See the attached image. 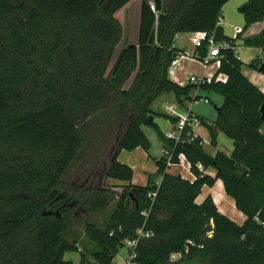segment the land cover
Masks as SVG:
<instances>
[{
    "label": "trees",
    "instance_id": "1",
    "mask_svg": "<svg viewBox=\"0 0 264 264\" xmlns=\"http://www.w3.org/2000/svg\"><path fill=\"white\" fill-rule=\"evenodd\" d=\"M129 1L0 0V264H73L65 253L79 250L80 264H118L116 254L139 229L151 236L138 239L132 259L138 264H264V92L243 73L231 47L221 50L218 73L225 82L180 85L168 75L177 33L214 31L215 39L234 43L217 24L229 0H170L159 41L157 13L142 0L138 43L124 46L111 66L123 36L115 13ZM239 11L243 30L264 22V0H247ZM242 44L261 49L248 66L264 74V26ZM197 88L223 97L214 120L199 117L212 147L220 133L237 142L230 154L207 152L200 136L174 142L156 123L155 115L177 120L152 110L159 95L173 92L184 105ZM106 109L123 127L106 172L124 183L117 197L62 180L85 143L79 125ZM143 126L157 131L172 163L185 155L193 180L170 172L162 155L159 183L151 176L146 185L132 182L133 168L118 156L122 149H150ZM218 179L245 215L243 223L222 213L211 195L197 202L203 186ZM111 202L104 226L85 222L94 246L81 249L73 234L77 208L97 212ZM174 253L181 256L172 260Z\"/></svg>",
    "mask_w": 264,
    "mask_h": 264
},
{
    "label": "rangeland",
    "instance_id": "2",
    "mask_svg": "<svg viewBox=\"0 0 264 264\" xmlns=\"http://www.w3.org/2000/svg\"><path fill=\"white\" fill-rule=\"evenodd\" d=\"M142 0H133L132 5H138ZM247 0H229L222 9V17L225 19L222 26L225 29L227 35L232 36L234 33V26L245 27V19L243 14L239 11V8ZM170 0H163V11L167 8ZM251 29L245 30L246 33L256 32L262 28V23L252 24ZM125 36L120 39L115 47L113 59H117L120 51L125 44ZM178 40L174 39V47H186L191 48L190 33L177 34ZM138 43V42H137ZM111 61V63H112ZM115 61V60H114ZM188 62L183 60L182 70L179 77L183 82H187L186 73L195 74L201 76L203 73L202 66L197 63H191V66H187ZM187 66V67H186ZM189 69V70H188ZM202 95H208L212 100L210 103L200 101L192 105V110L196 114L206 116L209 120H213L216 115V106L222 104V96L217 93H206L201 91ZM174 93L164 92L157 97L153 103L155 110L166 112L165 107L170 104H174ZM113 107V106H112ZM155 121L159 125L160 130L164 133L171 125L169 121L163 115H155ZM117 121L116 114L112 109H106L91 115L87 121L79 125V129L84 135L85 143L81 148L77 158L69 166L68 170L64 174L62 180L65 185H83L88 187H101L105 190L116 192L115 196L122 191L123 182L108 178L106 176L107 169L109 167L110 159L113 155L114 148L117 144V139L122 131V125ZM143 130L147 135L151 147L146 151L143 147H137L134 150L122 149L119 153L118 159L121 162L129 164L133 168L132 181L137 185H146L149 177L151 176L156 182L160 181L161 177L156 172V160L162 156V141L159 138L157 131L149 126H143ZM203 133L205 131L201 130ZM218 148L223 151H230L231 146H234V142L223 133L218 136ZM205 149L208 152H212L214 147L209 143L205 144ZM114 208V202H111L104 210L97 212H90L84 208H77V215L80 217L75 221L74 232L79 237V243L81 249H91L94 244L88 240L84 233V227L86 221L96 222L100 226H104L110 212ZM231 218V217H230ZM73 236L70 237L72 239ZM131 247L125 243L120 248L115 256V262L118 264H138L134 262L130 257ZM81 252L69 251L65 253V259L72 260L73 264H80Z\"/></svg>",
    "mask_w": 264,
    "mask_h": 264
},
{
    "label": "crops",
    "instance_id": "3",
    "mask_svg": "<svg viewBox=\"0 0 264 264\" xmlns=\"http://www.w3.org/2000/svg\"><path fill=\"white\" fill-rule=\"evenodd\" d=\"M132 1L133 0H130L126 5H124L121 9H119L115 13L116 18L120 21V23L122 25V28H123V36L122 37H124V36L126 37L125 38V44H124V46L137 44L138 38H139L140 10H141V2L142 1H140V3L138 5H132ZM149 2L151 3L152 1L149 0ZM257 23H262V28H263L264 22H257ZM257 23H255V24H257ZM250 27L248 29H251ZM223 29H224V27H223ZM261 29H258L254 33H252V32L246 33L245 30H242L241 39L239 40V43H240V46H241L240 59L244 63L243 66H242L243 73L254 84H256L264 92V74H262L261 72H259V71H257V70H255V69H253V68H251V67L248 66L249 62L252 59H254L257 56H260L262 54V51H261L260 48L252 47V46H245V45L242 44V39L243 38L253 37L256 34H258ZM224 32H225V29H224ZM177 34H179V33H177ZM177 34H176L175 37L178 40ZM173 46H174V44H173ZM177 49H183V50L189 51L191 53L192 52H195V48L192 45V43H191V48L178 47ZM114 60H116V59H113V61L111 63V66L115 62ZM184 60H186L188 62L187 66H191V63L192 62L194 63V61H191L189 59H184ZM195 63H197V62H195ZM182 66L180 68L181 70L183 69ZM215 70H216V68L210 69L209 74H213L215 72ZM182 71H183L182 73L185 72V70H182ZM180 73L181 72H178V74L177 75L175 74L173 77H171V79L173 81L179 83L180 85H185L187 82L185 83V82H183V81L180 80V77H179ZM203 73H204V71H203ZM134 74L135 73H133V75L126 82L125 88H127L131 84V82L133 80V77H134ZM187 75H189V74L186 73V76ZM201 91H204L206 93H215V92L205 91V90H203L201 88H197V89H195L191 93V95L192 96L199 95V96H207V97H209L208 95H202ZM174 96H175V94H174ZM174 101H175L174 104H170V105H167L165 107V111L166 112H161V111L155 110L153 108V106H152L153 103H154V101L151 104V108H152L153 111H155L157 113H163V114H166V115H169L168 114V111H167V107L168 106H173V108H177L180 111H184L185 109H189L192 112H194L192 110V105H194L195 103H192L191 101H186L184 105H181V104L178 103L176 96L174 98ZM211 102H212V100H211ZM222 102H223V99H222ZM197 103H199V102H197ZM197 115L207 118L206 116H203V115H200V114H197ZM216 116H217V112H216V115L213 118V120L216 118ZM167 120L169 121L170 125L172 126L171 121L169 119H167ZM202 129L205 131V133H203L201 131ZM261 131L264 133V124H263V126L261 128ZM196 132L198 133V135L200 137L203 138V140H204V147H205V144H208L209 143V134H208L207 129L204 126H200V127H197L196 128ZM218 146L216 148H214V150L212 152H209V153L214 154L215 151L217 149H219ZM163 147L164 146H163V143H162V150H163ZM233 149H234V146L232 145L230 151H224V152L227 153V154H230ZM219 150H221V149H219ZM156 170H157V166H156ZM169 171L170 172H173V173H180L182 176H184L185 178L190 179V180H193L194 179V175L191 173L190 168H189V165L187 164V162H183L181 164L171 165L169 167ZM207 172L210 173V174H212V175L215 174V170L213 168H209L207 170ZM159 182L160 181H157V183H159ZM208 195H211L213 197L216 205L218 206L219 210L222 213H224L228 217H231L232 220H234L235 222H237L239 224H241V223L244 222L245 215L239 209H237V207L235 206V202H234L233 198L226 194L225 189H224V186H223V182H222L221 179H218L212 187L207 186V185L203 186L200 195L197 197V202L198 203H201Z\"/></svg>",
    "mask_w": 264,
    "mask_h": 264
},
{
    "label": "built area",
    "instance_id": "4",
    "mask_svg": "<svg viewBox=\"0 0 264 264\" xmlns=\"http://www.w3.org/2000/svg\"><path fill=\"white\" fill-rule=\"evenodd\" d=\"M224 18L222 16L219 17L217 24L222 25ZM242 28L239 26H234V33L232 38L235 40L234 43L225 41V40H217L215 39L214 31L207 30H199L190 33V42L195 48V52H189L183 49H179L177 51L176 56L172 59L168 67V75L169 77H173L176 74V71L181 68L182 62L184 59H189L194 62H198L202 68L204 73L201 76H197L195 74H189L186 76L187 83H195L199 87L205 83H209L213 78L216 81L225 82L227 80V76L224 73H218V69L221 65V50L224 48L231 47L234 50V53L240 58L241 46L238 40V35L242 33ZM206 48V54L204 56H200L198 54V49L200 47ZM216 68L213 74H209L210 69ZM192 103H197L203 101L205 103H210L211 100L207 96H192ZM168 114L170 116L177 117L175 122H171L172 126L167 131L164 132V135L167 139H170L174 142H191L199 135L196 132V128L203 126L199 115L192 112L189 109H185L184 111H180L177 108H173V106L167 107ZM203 139V138H202ZM204 144V140H203ZM162 155L166 156L167 163L169 166L174 164H181L183 162H187L190 168V163L187 161L185 155L180 153L178 155V163H172V151L163 147ZM191 171V170H190ZM192 173V172H191ZM184 177V176H183ZM185 178V177H184ZM154 194V193H153ZM151 195V194H150ZM150 232H145L142 229L137 231V236L134 239H128L125 243H127L131 247L130 257L133 259L135 257L134 248L138 242L140 237H150ZM181 256L180 253H174L171 255V259H177Z\"/></svg>",
    "mask_w": 264,
    "mask_h": 264
},
{
    "label": "water",
    "instance_id": "5",
    "mask_svg": "<svg viewBox=\"0 0 264 264\" xmlns=\"http://www.w3.org/2000/svg\"><path fill=\"white\" fill-rule=\"evenodd\" d=\"M151 5L153 9L157 13V24H156V34H157V40L159 41L164 27H165V21H166V13L162 10L163 9V0H151ZM264 65L261 64L260 70H263ZM260 112L262 114V117L264 118V103L260 107ZM150 119L153 118L152 115L149 116ZM237 145V142H234V146Z\"/></svg>",
    "mask_w": 264,
    "mask_h": 264
}]
</instances>
